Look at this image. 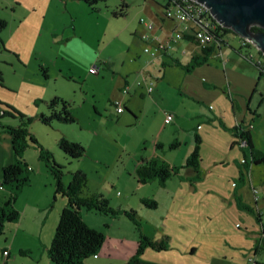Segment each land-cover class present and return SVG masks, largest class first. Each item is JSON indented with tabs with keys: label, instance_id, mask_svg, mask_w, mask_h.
I'll return each instance as SVG.
<instances>
[{
	"label": "rangeland",
	"instance_id": "374dc122",
	"mask_svg": "<svg viewBox=\"0 0 264 264\" xmlns=\"http://www.w3.org/2000/svg\"><path fill=\"white\" fill-rule=\"evenodd\" d=\"M167 3L168 0H107L98 5L97 11H93L78 0H0V21L5 22L0 29V107L7 111L13 108L23 115V118L6 116L1 119V124L16 127L30 119L31 122L27 124L29 132L36 137L38 145L50 151L54 161L62 166L64 185L79 169L88 178L84 193H101L108 199L113 198L109 204L111 207L117 206L120 199L130 196L125 188L132 180L128 170L132 172L133 166L142 157L145 160L147 156H152L153 142L179 138L175 134L172 136L167 129L163 130L158 112L171 104L182 107L184 104L180 97L174 99L173 96L171 100L166 95L163 102L157 101L154 106L151 101L148 104L142 102L138 95L130 97L132 90L126 96L122 88L131 68L142 67L136 70L141 71L149 65L147 60L151 58L145 53L146 48L143 49L142 37L152 39L156 36L153 35L155 30L160 32ZM121 6H124V15L113 16L112 13ZM223 39L222 48L225 47L228 53L238 51L244 60L255 66L257 60L254 58L263 60L258 49L247 42L244 47L242 38L235 34L227 32ZM146 47L161 53L155 47ZM153 60L157 61L155 57ZM150 65L151 68L146 70L159 75L160 63L157 61L156 67ZM91 68L97 73H90ZM130 79L136 81L132 77ZM174 91L173 95L176 93ZM54 97L70 104L75 122L54 120L48 124L42 120V115H49L48 103ZM145 99L150 100L149 97ZM116 101H124L131 112L124 110L123 114L117 115ZM185 104L189 109L188 100ZM5 134L0 128V159L8 152L3 139ZM180 136L183 141L185 136ZM61 137L79 142L86 149L84 157L72 159L66 156L57 143ZM164 147V150H157L159 156L167 152L169 156L178 154V158L188 148L184 144L172 150L167 144ZM40 152L35 143L28 142L22 154L28 164L30 182L18 193L20 219L3 225L0 264H42L38 254L42 247L38 248L37 245L39 250L36 248V233L46 215L41 240H46L45 255L50 261L48 250L66 200L61 195L54 200L52 198L49 209L41 213L34 206L35 200L43 195L47 178L51 185L54 183L46 163L39 157ZM170 183L174 186L171 189L163 188L162 193L172 199L171 205L178 211L182 201L172 196L180 195L179 192L184 189L178 187L176 180H170ZM155 184L151 182L142 186L143 194L154 192L156 195L158 200L155 196L152 200L160 204L155 209L139 203V190H133L134 196L129 199L133 209L138 210L135 215L139 228L122 214L109 217L84 209L81 211L85 222L104 234L105 242L100 249L109 247L113 252L112 257L104 254L102 257L95 255L87 258V264H126L136 251L140 233L154 241L165 240L166 250L155 251L146 247L140 258L154 264H214L221 253L231 251L225 245V242L232 243L231 236L218 228L205 232L204 228L209 222L203 215L196 217L184 212L168 218L169 208L166 209L165 199L155 193ZM207 184L205 181L201 185V192L208 190ZM8 196L9 188L1 186L0 205ZM189 201L190 197L184 201L183 211ZM26 208L28 210L22 222ZM194 217L196 220L189 223ZM184 228L186 230L180 232ZM7 250L11 251V255L5 260ZM21 250L26 252L22 253ZM260 256L264 262V251Z\"/></svg>",
	"mask_w": 264,
	"mask_h": 264
},
{
	"label": "crops",
	"instance_id": "0c3cea01",
	"mask_svg": "<svg viewBox=\"0 0 264 264\" xmlns=\"http://www.w3.org/2000/svg\"><path fill=\"white\" fill-rule=\"evenodd\" d=\"M164 20V25L159 27L160 32L157 33V30H155L153 34L158 37L154 36L159 42L169 41L170 44V48L167 50L161 51V53L156 52L155 58L161 65L160 71H158L159 75L155 76L151 73V70H146V68H151L152 65L150 64L156 67L157 62L153 60L154 57L148 56L151 58V60H147L150 66L148 65L149 67L147 66L141 71H136L140 67L138 69H135V66L131 68L126 74V79L124 78L122 88L129 87L126 96L132 90L130 97L138 95L142 102L151 101L154 106L157 101L163 102L167 97L166 95H168L167 99L170 97L172 100L175 97H180L184 105H187L185 104L187 100L190 104L189 109L184 105V107H181L177 104H171L164 111L158 112L163 130L167 129L172 136L175 134L179 138H171L162 142L159 139L154 141V152L150 158L147 156L145 160L159 158L170 166L183 167L191 156L196 137L201 142L199 144L201 157L197 171L187 167L180 169L177 174H173L164 184L157 180L151 181L156 183L155 193L165 199L166 209L169 208L168 218L170 215L185 214L184 212H188L187 215H195L196 217L203 215L209 222L204 228L205 232H213L218 228L219 231L223 230L225 235L231 236V238L228 237L232 243L225 242V245L227 249L233 252L221 253L214 264H243L250 255L256 257V264H264L263 260L260 259L261 252L264 251V163L255 164L251 162L248 148L244 146L245 143L241 140L244 132H248L255 150L264 153V76L259 74V70L255 65L244 60L240 52L228 53L225 47L222 48L224 42L217 45L219 47H213L211 54L216 53L215 58L208 56L206 62L186 71L185 67H190L193 64V57H199L201 60L203 48L187 37L179 41H171L174 29L178 24L171 21V19L165 18ZM152 39H149V41L143 40V49L147 48L146 46L155 47V40ZM217 48H219L218 51ZM254 59L258 61L261 58ZM131 77L136 81H131ZM138 80L142 83L137 85ZM150 83L152 84V90L149 92L147 86ZM218 90H222V92ZM172 91L176 92L175 95ZM147 97L150 100L145 99ZM123 105L125 110L130 111L126 108L124 101ZM123 112L116 113L115 111L117 115H121ZM167 115L173 116L171 122L166 121ZM180 135L185 136L183 141ZM4 136L3 139H5L8 152L0 159V171H2V167L13 162L10 137L7 134ZM156 144L159 145L158 148ZM165 144H167L169 150L180 148V144H184L188 148L181 153L180 158H178V154L169 156L167 152L159 156L157 150H164ZM243 160L245 162L242 163ZM137 164L138 162L133 166V173L128 170L132 180L125 188L130 196L125 197L123 200L120 199L116 204L117 206H112L113 208L122 211H136L137 208L136 210L133 209L134 207L129 201L131 196H134L133 190L140 191L141 196L138 201L141 205L143 199H155L154 192L150 195L143 194L142 186L145 184L137 182L134 172ZM170 180H176L179 184L178 187L184 189L183 192H179L180 195L172 196L173 199L180 198L182 201L178 211L171 205L172 199L162 193L163 188L171 189L174 186L172 183L169 184ZM205 181L208 182V190L201 192L200 187ZM45 186L43 195H40L34 203L38 213L46 212L54 197V188L49 178H47ZM254 191L257 193H254ZM19 197V195L16 197L14 203V207L18 211L20 210ZM188 197L191 201L186 204V210L183 211L182 205ZM112 201L113 198L108 199L109 204ZM157 204L160 203L156 202V206ZM29 207L31 208V206ZM27 210L26 208L24 211L22 222H24ZM46 217L36 233L38 238L36 248L37 245L38 248L42 247V251L38 253L42 264H54L47 261L45 255L46 240H41V232L46 226ZM196 217L191 218L189 223L194 222ZM24 229L29 231L26 228ZM185 230L184 228V230L179 231L184 232ZM166 233L164 234L169 238L168 232ZM108 248L104 249L103 247L100 249L97 254L98 257H102L104 254L112 257L113 252ZM21 251L22 253L26 252ZM31 251L35 253L33 250ZM8 253L11 255V251H8ZM88 259L85 260V264H87Z\"/></svg>",
	"mask_w": 264,
	"mask_h": 264
},
{
	"label": "trees",
	"instance_id": "16d2710c",
	"mask_svg": "<svg viewBox=\"0 0 264 264\" xmlns=\"http://www.w3.org/2000/svg\"><path fill=\"white\" fill-rule=\"evenodd\" d=\"M82 1L91 10L97 11L98 5L104 3L107 0H78ZM168 3L164 6L166 7ZM124 6L115 10L113 16L124 15ZM5 26L4 21H0V29ZM258 30L257 28H252ZM230 31L217 26L215 36L217 38H223V36ZM232 33V32H231ZM193 41L190 36H185ZM214 46L203 48V55L201 60L199 57L192 58V65L185 67L186 71L193 69L196 65H201L208 60L211 51ZM263 56V55H262ZM264 59V57H263ZM177 64V63H176ZM257 66V65H256ZM260 75L264 76L262 68H257ZM91 73V72H90ZM49 115H42V120L45 123L52 124L54 120L65 121L66 123L75 122L76 118L71 113L70 104L59 97H54L48 103ZM125 110V107H124ZM19 116L23 118V115L14 110L8 108L4 110L0 107V128L7 133L10 137V145L13 154V162L9 165L2 167V179L0 181V187L5 185L9 188L10 196L6 201L0 205V235L3 234V225L6 222L15 221L20 219L19 211L14 207L16 197L19 195V191L30 182L28 176V164L22 158V154L25 152L28 142L35 143L39 150L40 159L44 160L50 174L53 177L54 183V197L61 195L66 200V205L59 214L58 226L55 228L53 241H51L48 258L54 264H84V261L89 257H94L98 254L102 244L105 242V236L102 232L92 229L83 219L81 211H93L99 214H104L109 217H115L120 214L133 221L139 228V222L136 219V211H122L115 209L109 205L108 198L101 193L85 194V188L88 184L87 175L79 169L72 173V178L69 183L64 185L62 166L58 165L50 151L42 148L38 145L36 137L33 136L28 128L27 124L31 122L30 119L22 121L16 127H9L1 124V119L4 117ZM244 146L248 148L249 157L251 162L255 164L264 163V153L255 150L248 135V132H244L241 136ZM59 148L65 153L66 156L72 159H81L86 154V149L75 141H70L65 137L58 139ZM200 140L196 137V143L194 144L191 156L187 159L185 166L174 167L170 166L164 160L159 158L141 160L134 170L137 182L140 184H147L153 181H159L164 184L173 174L181 169L191 167L197 171L200 164ZM158 144L156 147L158 148ZM175 146V145H172ZM245 162V160H243ZM142 204L151 209L156 208V202L151 199L141 200ZM140 241L137 243V248L134 255L129 259L126 264H154L148 261H143L142 257L146 247H149L155 251H162L167 249L165 240H152L147 236L140 233ZM5 260L8 259V250Z\"/></svg>",
	"mask_w": 264,
	"mask_h": 264
},
{
	"label": "built area",
	"instance_id": "2783aa9c",
	"mask_svg": "<svg viewBox=\"0 0 264 264\" xmlns=\"http://www.w3.org/2000/svg\"><path fill=\"white\" fill-rule=\"evenodd\" d=\"M209 10L200 4L191 1V0H168V5L164 10V18L171 19V21H175L178 26L174 29V34L171 41H179L185 36H190L193 41L196 42L197 45L201 48H206L209 46L219 47L217 45L222 44L224 42L223 38H217L215 36V31L217 26H220L215 19L208 12ZM142 40L149 41L148 36H143ZM155 43L156 50H167L170 48L169 41L167 42H159L156 38H153ZM243 46L246 45V41L242 39ZM245 47V46H244ZM145 53L150 57H156V51L150 50L149 48L145 49ZM216 53H212L210 56L213 58L216 57ZM257 68H262V72H264V59L261 61H256ZM91 73H97L95 69H90ZM142 82L138 80L136 84H141ZM147 90L150 92L152 90V84L150 83L147 86ZM129 91V87H124L123 92L127 94ZM116 107V113H121L124 111V105L121 101L114 102ZM173 119L172 115L166 116V121L171 122ZM244 161H242L243 163ZM254 193H257L254 191ZM7 255V253H5ZM4 255V257H6ZM256 257L250 255L247 260L243 264H256Z\"/></svg>",
	"mask_w": 264,
	"mask_h": 264
},
{
	"label": "water",
	"instance_id": "95a60500",
	"mask_svg": "<svg viewBox=\"0 0 264 264\" xmlns=\"http://www.w3.org/2000/svg\"><path fill=\"white\" fill-rule=\"evenodd\" d=\"M191 1L208 9L220 27L229 29L230 32L253 45L264 57V0Z\"/></svg>",
	"mask_w": 264,
	"mask_h": 264
}]
</instances>
